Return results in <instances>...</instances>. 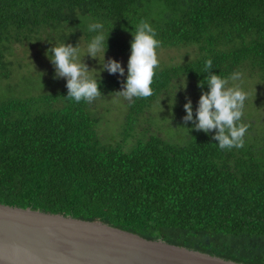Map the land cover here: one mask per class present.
<instances>
[{"label": "trees", "instance_id": "16d2710c", "mask_svg": "<svg viewBox=\"0 0 264 264\" xmlns=\"http://www.w3.org/2000/svg\"><path fill=\"white\" fill-rule=\"evenodd\" d=\"M142 20L156 32L157 52L191 47L197 58L156 69L153 95L126 101L118 140L101 136L102 112L65 99L67 88L38 93L49 84L31 76L0 82V203L264 264V131L244 137L243 148L221 150L211 138L215 131H190L192 123H177L175 115L135 129L182 78L195 83L199 98L212 72L222 78L257 73L264 81V0H0V81L13 74L17 44L30 42L49 59L59 44L88 46L100 34L89 31L93 23L104 25L108 56H130ZM126 78L100 79L101 101Z\"/></svg>", "mask_w": 264, "mask_h": 264}, {"label": "clouds", "instance_id": "9594fccd", "mask_svg": "<svg viewBox=\"0 0 264 264\" xmlns=\"http://www.w3.org/2000/svg\"><path fill=\"white\" fill-rule=\"evenodd\" d=\"M104 25L93 23L89 26V31L100 30V34L93 37L87 46V55L92 59H98L102 54L103 63L100 62V70L88 68V65L79 59L81 45L59 44L49 49L50 60L55 68V78L66 79L68 95L65 99L81 100L92 103L97 97L102 95L100 91V77L102 72L110 75L119 74L125 76V68L122 62L115 59L105 60L108 49V38L103 35ZM131 55L128 61L126 81L121 82V90L114 93L117 97H123L129 102L134 97H149L153 95V78L156 69L159 67V60L156 49L160 42L155 38L156 32L146 21H141L132 33ZM212 67V60L205 62V70ZM98 73V78L90 76V73ZM242 73L235 72L228 78H222L213 72L207 77L208 91H202L198 106L193 110L190 97H186L183 117L185 126L189 122L194 126L190 131H203L205 134L216 132L211 138L218 141L221 150L232 148H243L244 137L250 125L237 124L243 116V109L247 99V93L239 86L230 87L229 81L241 79ZM204 81L198 84L204 88ZM187 129V127H184Z\"/></svg>", "mask_w": 264, "mask_h": 264}, {"label": "water", "instance_id": "95a60500", "mask_svg": "<svg viewBox=\"0 0 264 264\" xmlns=\"http://www.w3.org/2000/svg\"><path fill=\"white\" fill-rule=\"evenodd\" d=\"M0 264H243L102 222L0 203Z\"/></svg>", "mask_w": 264, "mask_h": 264}, {"label": "rangeland", "instance_id": "374dc122", "mask_svg": "<svg viewBox=\"0 0 264 264\" xmlns=\"http://www.w3.org/2000/svg\"><path fill=\"white\" fill-rule=\"evenodd\" d=\"M43 37L45 38L46 36ZM80 45L79 59H83V62L88 65L90 71L92 69L99 71L100 62L103 63L102 54H98L100 55V62L98 59L94 60L90 56H86L87 46L85 43H80ZM39 53L40 50L35 46H31L30 42H26L22 45L17 44L11 55L13 62V74L8 80L0 82L5 85L8 82H18L24 76H31L32 78H42V84L44 81L49 84L47 88L38 91V93H54L66 89L67 80L53 79V75L55 76V68L51 63L50 58L43 59L42 56H39ZM157 56L159 60L158 68L183 65L185 63L192 62L197 58L196 49L191 47L161 50L160 52H157ZM129 57L130 56L128 55L111 57L108 56L107 53L105 54V60L115 59L118 62H122L126 75ZM118 75L119 74L117 73L115 76ZM248 75V73H242L241 79L229 81L230 87L239 86L248 94L243 109V116L241 117V120L237 122V124L243 123L250 125L247 133L245 134L246 138L257 135V129L264 131V81L261 80L257 73L250 77ZM90 76L98 78V73H90ZM110 76L113 75H110L107 72H102L100 79ZM0 89H2V87H0ZM181 89H186V92L182 98H179ZM199 93V89H197L192 80L182 78L180 85L176 84V86L170 91L168 95L169 97L162 95L161 97L163 98L159 102H156L150 110L137 119L135 125V129H137L136 132L147 130L150 126L148 121L152 120L155 124V122L160 121L163 117L164 121H166L171 120L175 115L177 123L180 121L183 122V117L186 115V112L184 111V105L187 102L186 97L191 98L193 110L195 111L200 99ZM253 96H255V98H253ZM258 99H260L263 104L260 105V101H258ZM126 101L127 100L123 97H117L113 93L107 100L104 99L101 101V99L97 97L91 103L95 108H98V110L102 112L103 118L99 124V133L104 139L112 141V138L115 137L118 140V137H120V133L123 129V123L127 124L128 109ZM254 101H258L259 104L254 103ZM172 111H177V113ZM180 113L183 114L180 115ZM254 125H256L257 128H255ZM167 131L172 140L178 138L177 132L170 129H167Z\"/></svg>", "mask_w": 264, "mask_h": 264}]
</instances>
